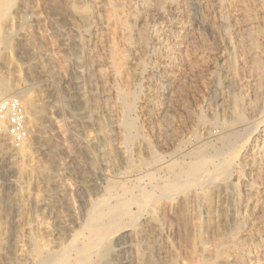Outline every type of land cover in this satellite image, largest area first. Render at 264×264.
<instances>
[{"label":"bare ground","instance_id":"6f19581e","mask_svg":"<svg viewBox=\"0 0 264 264\" xmlns=\"http://www.w3.org/2000/svg\"><path fill=\"white\" fill-rule=\"evenodd\" d=\"M11 1L12 0H0V30L4 29L5 31L1 40L4 42V44H8L7 48L13 44H10L11 38L8 31L12 27H15L16 19H21L23 16L26 17L25 15L28 13L31 15L35 14V7L33 6L32 0H16L14 14L12 13L10 14L11 16H6L5 13L7 9L10 8ZM181 1L71 0V3L69 1V4H67L68 13H66L68 21L67 23L70 25L69 31L73 29L77 34V39L74 41L76 43L75 49L77 50V53L80 54V56L76 58L73 57L72 63H74V65L72 66H75L78 74H80L82 78V80L79 82L81 84L77 86V82L76 87L78 93L80 94L79 97L81 98V104H83L84 117L87 121H89V124L92 123L99 130H101L102 127L104 128L105 126L102 125L101 127L100 125L101 121L98 118L99 115H101L100 112H105L104 114H106V117L108 116L109 118H116L121 110V113L124 114L125 119L123 118L124 120H122L120 124L129 133L126 137V140H131L139 132L131 133V130L134 127L133 120L127 118V115L134 110V102L136 101L135 95L124 88L122 90L112 84H109L108 81L112 80L114 72L118 70V64H123L119 62L121 59L128 62L131 61V63H135L142 69L145 67L146 58L144 57V61L142 59L143 57L141 58L140 55H136L138 51L143 54L148 50L147 38L149 37L148 34L150 30H148L147 25L145 24L147 21H142L140 18L142 17V13L147 14V12L152 11L154 13L153 16L156 14L160 16L159 18H161V15L163 17V14L167 8V11H169V9H172L176 12L181 11L183 8ZM258 1L264 3V0ZM60 3L66 4V2L64 3L63 1ZM184 4H186L185 0ZM62 7H65V5ZM63 9L64 8L60 9V11ZM171 13L174 14V12ZM184 14L185 13H183V15ZM144 17H146V15ZM175 17L176 16H174V18ZM150 18H152V15ZM227 18V16H224L221 19L220 29L222 33H220L229 40L231 34H229L228 31L229 23ZM173 24L174 25H172V28L169 27L170 29H165L161 33V35L169 37L173 40L171 47H166V45H164L165 50L170 51L169 54H171V56H169V60H167L169 62L162 71H159L157 68H152L150 73H148V75L146 74V83H144V87L141 84L144 89L142 92L144 91L145 93L143 103L145 105H142L144 107L142 108L146 109L147 112L151 111V109L155 107V103L158 101L174 103L175 101L181 100V98L183 99L182 95L185 92V83L181 81L182 71H184L185 66L190 68L196 63L194 62L193 64L188 56L185 57L184 55L179 57L180 54L183 53H181V43L187 36L188 32H186L185 24L181 19L173 20ZM252 25H254V23L251 24L249 28L247 27V30H252ZM256 26L257 25L255 24V27ZM161 29H163V27ZM213 29L215 30L214 27ZM73 30L71 32H73ZM105 32H113V35L114 32L115 35L116 32L121 34H117L119 37L121 36L120 40L122 39L121 48L118 47V49L116 47V49L108 46L105 48V46L102 44L103 37L106 35ZM28 33L30 32H25L27 36ZM240 34L241 33H239L238 36ZM256 34L259 35L261 40L264 38L263 32H258ZM256 34L255 36H257ZM26 35H21L17 39H19L20 43L28 45L29 38L27 40ZM161 35L154 34V40L151 41H154V43H157V45L163 44L161 43ZM246 35L248 36L249 34L246 33ZM189 37L191 38V35H189ZM188 39L187 41L190 43V39ZM201 40L202 39L200 38V41ZM91 42L95 45V47H103L104 51H106V55H104L105 57H98L99 59L94 58V50H92V46L90 47ZM248 42L250 43L249 40ZM248 42L246 41L247 44ZM261 45H258L261 48L255 47L253 45L250 46L249 53H247V55L245 54L244 56H241V58L239 57L240 63L238 64L240 72L236 67L227 65L229 74L227 72L226 76L230 75V79L227 77L230 81L229 88L227 86L229 89H227V92L225 91L223 85L224 83H220L218 81L220 79L218 78V75H216L218 70L217 72L213 70L211 71L210 69V71H208L210 72L209 77L207 76L208 79L211 78L212 81L215 82L213 91H217V105L221 106L226 114L228 113V117H226L227 115L225 114L226 118L223 120V125L225 126V129H227L224 135L220 137V146L213 147L211 153L202 148L197 150L195 149V151L189 156V162L180 164H177L176 162H170L164 165L166 166V170L168 171L169 175L167 177L164 176L162 179L160 178V180L155 179L151 173H147L149 177V185H143L140 182L142 177H136V180L132 183H126L124 178L121 179V177H118L117 179L115 178V180L112 179L113 181L107 180L104 187L106 195H103L99 198L96 197L89 204V208L83 219L81 236L74 234L71 240L69 238L65 244L54 245V243L51 245V240L49 237L50 232L48 228L40 224H31L28 222V220H26L27 216L24 189L27 187L29 182V176L28 174L21 173L22 165L27 158V152L25 151L23 145L30 141V135H34L37 131V118L41 112L40 107L36 102L35 95L32 94L35 91L31 90V92H28L25 86L22 85L23 83L20 84L15 81L9 84L4 83L2 85V89L0 88L1 93L14 95L21 100L24 107L25 104L28 105V111L26 109L28 137L19 149L11 148L7 141H0V157L6 160L5 167L8 171H15L18 174L17 178L13 180V185L16 188V193L14 196L16 201L14 222H16L17 231L14 235H10L11 237L7 238V236H3L5 231L2 230L0 223V264H96L105 256L107 251H109L111 239L121 232L126 233V235H122L121 237H128V239L127 241L118 242L117 245L120 249H129L130 247L132 248L131 250H133V260L131 261L133 264H183L181 261H179V259L177 260V255L174 251L175 248L172 247V244L168 240V238H171H167L164 235L161 224L157 222L158 219L154 217L155 215L153 216V214L149 213L148 215L145 213V209L148 208L146 205L147 202H145L146 200L152 203L151 205L153 209L151 211L149 209V212H154L155 209L153 205H155L157 200L162 198H166L167 200V198H170V196H172L175 192H186V206L193 201L199 206V209H197V207L194 208L193 211H195V209L197 210L194 212V214H192V217H195L196 222L193 223V221H191L193 225H191L192 228L190 231V226L188 227L189 239L192 238V241H194L197 245V249L194 247L193 248L194 250L196 249L198 251L199 256V258H197V255L194 254V257L196 258L194 261H197L198 259L199 260L197 262L191 261L190 256V259H186L187 262L190 260L187 264H264V133L261 134L259 130L261 125L260 123L263 122L264 118V93H262L261 90L262 80L264 78V47L262 48ZM22 46L23 45H21V47ZM202 46L203 45H201V47ZM28 50L30 51V49ZM240 50H242V48L239 49V51ZM6 51H8V49ZM97 51L95 53H97ZM74 55L75 54L71 56ZM222 61L225 62V59L223 58ZM133 63L132 65H134ZM4 64H6V61ZM151 64L152 63H150V65ZM102 65L109 67L110 71L105 70L106 67L105 69L102 68ZM156 65L154 66L156 67ZM214 67L212 69H214ZM4 68H6V66H4ZM223 69L224 68H222V70ZM167 70H169L172 75L168 76L166 74ZM206 70H208V68ZM192 71H194V69ZM236 71L239 72V75L241 71L246 74L243 76L240 75L242 77H238L239 75L237 76L238 73ZM45 72L46 71L43 70L42 74L47 76V73ZM190 72L188 73L190 74ZM46 76L44 78H48ZM141 78H143V75ZM220 80H223V78ZM97 84L102 85L100 86L102 87L100 88L102 92H98L99 95L97 94V90H95V86ZM54 88L55 87H53V89ZM53 89L50 88V92L54 97L56 91ZM227 93L229 95H227ZM142 99L143 98H141V100ZM181 102H183V100H181ZM212 113L211 118L209 117L210 119L208 120L202 116L198 117L196 115L198 117L196 118V121L199 126L202 127V131H204V133L209 132V126L215 119ZM230 113L231 116H229ZM147 114H150V117L152 116L149 112ZM195 138L200 140L197 135ZM135 146L137 147L138 152H146V154L150 155V161L142 159L140 160V166L147 165L149 163H154L157 166L159 165L158 157L155 156V154H152V147L146 138L140 136ZM236 157L239 158L238 163H235ZM237 165L241 167L242 170L246 172V174H243L242 177H239L237 182L232 183V186L228 183L232 187L233 197V204L231 202L232 206H230V203L228 204L227 202L229 193L227 191L226 184L234 175ZM43 179L44 178L42 177V180ZM51 196L52 194L50 195L49 199H51ZM37 200H39L38 202H40V204H43L41 199ZM47 200L45 201L46 203L48 202ZM181 203H178V207ZM135 206L136 211H133V207ZM193 206L194 204L191 207ZM159 207L156 208L159 209ZM180 208L182 211L181 205ZM164 210L165 212H168V210L166 211V208ZM169 211H171V209ZM185 216H187V214ZM162 217L160 216V218ZM176 218H178V216ZM181 222L182 221H179V223ZM179 223L176 226H179ZM183 227L180 229H183ZM185 227L187 228V226ZM180 241L183 240L180 239ZM190 254H192V251Z\"/></svg>","mask_w":264,"mask_h":264},{"label":"rangeland","instance_id":"374dc122","mask_svg":"<svg viewBox=\"0 0 264 264\" xmlns=\"http://www.w3.org/2000/svg\"><path fill=\"white\" fill-rule=\"evenodd\" d=\"M15 1L16 0L11 1V6L5 13L6 16H11L10 14L12 13L14 14ZM32 1L33 6L35 7V14L31 15L28 13L25 15L26 17L23 16L21 19H16L15 27H12L8 31L12 41H10V44L13 43L11 46L9 44V48H7L8 44H4L1 40L5 33L4 29L0 30V88L2 89V85L4 83L9 84L15 81L20 84L23 83L22 85L25 86L28 92H31V90L35 91L32 94L35 95L36 102L40 107L41 113L37 118V131L34 135H30V141H28L29 143L27 142L23 145L25 151L27 152V158L22 165L21 172L22 174H28L29 176V182L27 187L24 189L27 216L26 220L34 225L40 224L47 227L50 232L49 237L51 245L54 243V245H57L67 243L69 238L71 240L74 234L81 236L82 223L89 208V204L96 197L99 198L106 195L104 187L107 180L113 181L115 178L117 179L118 177H121V179L124 178L126 183H132L136 180V177H142L140 182L143 185H149V177L147 173H151L155 179L160 180V178L162 179L164 176L167 177L169 175L166 170V166L164 165L170 162H176L177 164L189 162V156L195 151V149L197 150L202 148L211 153L213 147L220 146V137L224 135L227 129H225V126L223 125V120L228 117V113L226 114L222 107L217 105V91H213L215 82L212 81L211 78H209L210 80L208 79L210 73L208 71L213 70L217 72L218 70L216 75H218V78L220 79L223 78L224 82L220 79L218 81L220 83H224L223 85L225 91L227 92L230 84V81L228 80V78L230 79V75L226 76L228 72L227 65L236 67L240 72L238 63H240L241 56L249 53V47L253 45L261 48L258 46L259 44H263L261 46L262 48L264 47V38L261 40L259 35L256 34L258 32H263L264 34V3H261L258 0H185L186 4H184V0H180L183 4L182 7H185L184 10L182 8V10L179 11L180 13L172 9L167 11V8L163 17L161 15L162 19L159 18V15L155 14V16H153L154 13L152 11L147 12L148 15L146 13H142L141 16L144 17L146 15V17L140 18L142 21H147L145 24L147 25L148 30H150L148 34L149 37L147 38V49L149 51L147 50L146 53L143 54L138 51L136 55H140L141 58L143 57V60L144 57L146 58V61L144 60L145 67L142 69L133 62L132 63L134 65H132L131 61L128 62L121 59L119 62L123 64H118V70L114 72L112 77L113 81H108L109 84H112L122 90L124 88L125 90L132 92L136 97L134 110L129 113L130 115H127V118L133 120L134 127L132 128L131 133L139 132L131 140H126L129 133L120 124V122L125 119L121 110L120 112L118 111L119 115H117L116 118L106 117V114H104L105 112H100L101 115L98 117L102 123H100V125L101 127L102 125L105 126L104 128L102 127L101 130H99L92 123L89 124V121H87L84 117L83 104H81V98L79 97L80 94L78 93L76 87L77 82V86L81 84L79 82L82 78L81 75L78 74L75 66H72L74 65V63H72L73 57L76 58L80 56L75 49L76 43L74 42L77 39V34L73 29L69 31L70 25L67 23V4H69V1L71 3V0ZM61 1L64 3L66 2V4L60 3ZM63 5H65V7H62ZM62 8H64L62 11L66 15L60 11ZM171 12H174V14ZM182 12L185 14L183 15ZM151 15L152 18H150ZM174 16L176 17L174 18ZM224 16L228 17V31L229 34H231L229 38L230 41L226 39L223 34L221 35L222 31L220 29V22ZM172 19H181L184 22L186 32H188V37L186 36L185 38H189L191 43H188L187 39H183L181 43V53L183 52L184 54H180L179 57L184 55L185 57L188 56L193 64L196 62L194 65L191 63L195 68L193 66L190 68L185 66L184 71H182L181 81L185 83H183L185 92L182 95L183 99L181 98L183 102H181V100L175 101L176 103L158 101L155 103V107L152 108L153 110L151 109V111H148L152 115L150 117V114H147V110L143 109V106L145 105L143 104L145 93L144 91L142 92V90H144V83H146V74L148 75L152 68H157L159 71H162L169 62L167 60H169V56H171V54H169L170 51L165 50L164 45H166V47H171L173 40L169 37L161 35V33L165 29L172 28V25H174ZM253 23L254 25H252V30H247ZM255 24L257 25L256 27ZM162 27L163 29H161ZM72 30L73 32H71ZM28 31L30 33H28L27 36V33L25 34V32ZM107 33L105 35L106 37L104 36L102 41L105 48H107V46L111 48H121L122 39L120 40L121 36H118L121 34L118 32H116V35L115 32L114 35L113 32L109 34ZM237 33L241 34L238 36ZM246 33L249 34V37ZM154 34L161 35V43L163 44L157 45V43L151 41L154 40ZM255 34L257 36H255ZM21 35H26L27 40L29 38V46L19 42V39L17 38ZM189 35H191V38ZM200 38L202 39L201 41ZM92 42L90 47L92 46L94 55L96 56L99 52V54L96 57L94 56V58L105 57L104 55H106V51H104L103 47H95ZM21 45L23 46L21 47ZM201 45L204 47H201ZM94 47L98 49H95ZM27 48L30 49V51ZM201 48L204 49L202 50ZM241 48L243 51L240 50V52L239 49ZM7 49L8 51H6ZM96 51L97 53H95ZM72 53L75 55L71 56L73 55ZM147 54L151 56L149 57ZM223 58L225 59V62L222 61ZM4 60L6 61V64H4ZM150 63L152 64L150 65ZM156 64H158L160 68ZM154 65H156V67ZM4 66H6V68H4ZM105 67L106 66L102 65V68L105 69ZM213 67L214 69H212ZM207 68L208 70H206ZM222 68H224L223 70L227 69L223 71ZM191 69H194V71ZM43 70L46 71L45 73H47V76L42 74ZM105 70L110 71V68L106 67ZM238 71H236L238 73L237 76L239 75ZM188 72H190V74ZM166 74L168 76L172 75L169 70H167ZM244 74L246 73L241 71L240 75L243 76ZM142 75L143 78H141ZM240 75L238 77H242ZM45 76L48 78H44ZM263 82L264 78L262 80V93H264ZM100 86L102 85L97 84L95 86V90H97L98 95L102 92L100 89L102 87ZM53 87L56 89H53ZM50 88L56 91L54 97L50 92ZM227 95L229 94L227 93ZM141 98L143 99L141 100ZM25 107L28 111L27 104H25ZM211 113L215 119L213 120V123L210 124V129L208 128L209 132L204 133V131H202V127L197 123L196 118L202 116L208 120L212 116ZM229 116H231V113ZM260 124L259 130L262 134L264 133V131H262L264 130V118L263 122ZM196 135L200 138V140L195 138ZM140 136L146 138L150 142L153 150L152 154H155V156L158 157V166L154 163L140 166V160L143 159L150 161V155L146 154V152H138L137 147L135 146ZM236 162H239L238 157L235 158V163ZM5 164L6 160L0 157V223L2 230L6 233H4L3 236H7L8 238L14 235L17 231L16 222H14L16 212V201L14 196L16 188L13 185V180L17 178L18 174L15 171H8ZM243 174L245 175L246 172L237 165L234 175L226 184L227 191L229 193L227 202L228 204L230 203V206H232L231 202L233 204L232 183L237 182V179L242 177ZM42 177L44 178L43 180ZM51 194V199H49ZM185 197L186 192H175L172 196H170V198H167V200L166 198L157 200L155 205H153L156 212H149V209L150 211L153 209L151 205L152 203L148 200L145 201L147 202L146 205L148 207L145 209V213L148 215L149 213L153 214V216L155 215L154 217L158 219L157 222L161 224L164 235L167 238H171H168V240L172 244V247L175 248L174 251L176 252L177 260L179 259V261L183 264H187L190 260H196L194 254L197 255V258H199L198 251L196 250L197 245L194 241H192V238L189 239V231L192 228L191 225L196 222V219L194 216L192 217V214L199 209V206L193 201L191 202L192 204H187V206H190L187 207L185 204L187 203L185 201ZM37 199H41L43 204H40ZM46 200L48 201L47 203L45 202ZM178 203H181L179 204V207ZM193 204L194 206L191 207ZM180 205L182 206V211L186 208L183 212L181 211ZM156 207H159V209L162 210L160 211ZM196 207L197 209L193 211ZM165 208L168 212H165ZM170 209L171 211H169ZM133 211H136V206L133 207ZM186 214L187 216H185ZM160 216L165 217H162V219ZM177 216L179 219L176 218ZM171 217L175 219L173 220ZM178 220L183 223H179ZM191 221H193V223ZM178 223L179 226H176ZM189 226L190 229L188 231ZM181 227L185 230L180 229ZM122 235H126V233H118V235H115L111 239L109 251H107L105 256L96 264H133L131 261L133 260L132 248L120 249L117 245L118 242L127 241L128 237H121ZM179 237L183 241H180ZM193 247L196 249L194 250ZM191 251L192 254H190ZM187 258L190 259L188 262Z\"/></svg>","mask_w":264,"mask_h":264},{"label":"built area","instance_id":"2783aa9c","mask_svg":"<svg viewBox=\"0 0 264 264\" xmlns=\"http://www.w3.org/2000/svg\"><path fill=\"white\" fill-rule=\"evenodd\" d=\"M28 137L27 112L21 100L0 92V141L19 149Z\"/></svg>","mask_w":264,"mask_h":264}]
</instances>
